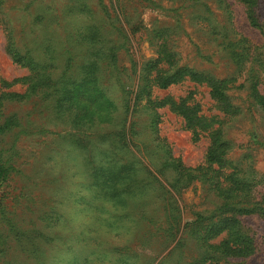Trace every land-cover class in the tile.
Here are the masks:
<instances>
[{
	"label": "trees",
	"instance_id": "16d2710c",
	"mask_svg": "<svg viewBox=\"0 0 264 264\" xmlns=\"http://www.w3.org/2000/svg\"><path fill=\"white\" fill-rule=\"evenodd\" d=\"M33 1L29 0L28 4ZM241 1L249 24L264 35V26L255 13L256 1ZM5 2L0 0V9ZM179 3L175 10L192 9L191 21L198 26L197 31L205 36L208 44L226 50L238 71L249 62L245 78L238 86H235L237 77L220 79L181 62L177 47L187 31L181 14L173 23H162L146 33L147 42L155 53L147 59L134 57L138 49L134 48L132 37L142 27L138 23L129 24L125 16L121 19L122 9L117 3H111L108 10L102 0H95L93 7L89 0H71L63 8L62 16L56 13L57 6L47 4L44 11L34 15V23L40 25L42 32L51 28L49 36H43L47 44L39 48L32 47L39 41L37 37H30L28 33L26 37L17 38L9 26H5L6 52L14 62L27 67L29 75L6 84L9 87L16 82L24 83L22 93H0V183L13 178L15 162L23 156L19 148L22 136L48 134L69 142L84 163L85 174L93 179V186H97L99 196L94 200L100 212L97 222H107V225L94 230L103 231L108 239L116 230L125 242L122 245L107 243L100 249L82 244L86 247L83 264L90 262V256L99 259L105 254L114 256V253L118 255L119 264H231L235 259L252 256L256 250L255 241L240 218L256 215L264 219V200L252 195L253 183L245 177L244 167L228 158L230 144L225 138L223 121L203 116L198 105L188 104L186 98L159 99L154 92L184 81L205 85L217 109L232 119L239 111L230 93L235 87L244 88L254 107L264 111V95L259 91L261 69L259 72L254 66L255 56L249 61L247 40L232 27L218 25L205 0H179ZM70 15L75 19L65 20ZM193 47L197 55L209 58L199 45ZM262 48L264 52V46ZM122 56L127 59V66L121 64ZM77 93L79 98L75 97ZM29 102L40 118L30 111L7 112L8 105ZM164 107L182 119L192 141L208 136L203 164L185 167L176 163L180 162L179 158L167 154L166 144L160 151L155 139L153 147L159 149L150 148L147 155L159 151L166 156L145 158V161L161 163L145 164L135 155L132 162H138L139 168L131 169L126 178H115L110 163L118 162L120 153L111 144V137L127 152L135 146L148 147L150 141L145 143L139 136L147 132L148 139L150 133L154 134L160 120L158 110ZM95 109L105 112L106 116L96 114ZM139 110L148 115L140 125ZM113 113L115 118H112ZM98 121L110 126L88 131ZM155 182L159 184V194L155 195V202H149V188ZM196 184L206 193L204 200L212 196V207L204 203L197 208L182 205L181 193ZM31 185L34 182L28 176L19 193V198L24 200L19 213L14 206L10 209L8 204L0 203V264H54L45 260V256H36L54 239L36 222L44 217L56 218L59 213L53 207L46 208L48 200L31 196L27 191L22 194ZM17 197L12 201L18 200ZM105 204L121 209L120 215L116 212L102 215L107 211ZM66 216L64 220L68 222L70 219ZM106 218L113 220L108 222ZM135 235L150 242L157 239L160 247L151 248L149 242H144L133 249L126 242ZM83 237L84 233L79 239ZM85 238L95 243L93 237ZM61 239L67 248L78 245L74 234ZM142 248L150 249L151 262L147 261L146 253L138 252ZM127 257L130 260L124 261Z\"/></svg>",
	"mask_w": 264,
	"mask_h": 264
},
{
	"label": "rangeland",
	"instance_id": "374dc122",
	"mask_svg": "<svg viewBox=\"0 0 264 264\" xmlns=\"http://www.w3.org/2000/svg\"><path fill=\"white\" fill-rule=\"evenodd\" d=\"M91 6L95 5V0H89ZM255 13L260 24L264 26V0H255ZM29 0H6L4 5L0 9V93L3 91L19 92L22 93L25 90V84L22 82H16L11 86L7 87L6 84L12 82L15 79L25 78L29 75V70L27 67L21 66L20 64L14 62L8 53L6 52V34L5 26H9L13 34L17 38L26 37V34H31L30 37H37L38 41L32 47H40L44 43L43 36H49V31L51 28H47L44 32L40 30V25L34 23V15L39 14V11H44L47 4H52L57 6L56 13L59 16L63 14V8L67 6L71 0H34L32 3L28 4ZM103 4L106 5L108 10H110L111 3H117L122 9V14L120 18L126 17V22L138 23L142 27L138 32L132 37L133 46L138 49L135 51L134 57L140 59L143 57L145 59L153 57L155 55L153 48L148 44L146 33L151 32L152 29L158 27L162 23H173L181 14V20L185 26L186 35L182 38L179 43L177 50L180 53L181 62L195 68L199 71H208L215 77L220 79H226L230 77H237L238 83H241L243 78H245V72L250 67L249 62L245 63L244 66L238 71L237 66L232 62V57L223 48H218L210 43L208 44L205 36L197 31L196 24L191 21L193 15L190 14L192 9H181L175 10L176 6L179 5V0H102ZM209 5L212 12V18L218 25H226L227 27H232V30L236 34H240L247 41V46L249 50V61L252 57L255 63L254 66L262 73L260 78L259 91L264 95V66H262V61L264 59V35L262 32L252 27L247 19L245 6L241 0H205ZM226 2V4H224ZM228 6V9L226 7ZM75 19V16H66L65 20ZM232 23V24H229ZM130 26V25H128ZM30 31H32L30 33ZM60 31L56 32L59 35ZM186 36V38H185ZM238 36V35H237ZM188 38L191 40L189 42ZM26 40V38H25ZM188 40V41H187ZM199 45L204 54H208L209 58H203L193 52V46ZM38 47V48H39ZM39 51V50H38ZM37 51V52H38ZM41 51V50H40ZM36 52V53H37ZM251 63V62H250ZM121 64L127 66L128 62L125 56L121 57ZM252 64V63H251ZM155 96L159 99L165 97H171L173 100H178L180 98H186L188 104H197L199 108V113L203 116L210 118H216L217 120L223 121V129L225 132V138L230 144V150L228 152V158L236 163L241 164L244 167L245 177L253 183L252 195L257 200H264V111H261L254 107L249 99L247 92L244 88H232L230 93L234 96V103L239 107V111L235 117L229 119V116H223L224 114L220 112L214 100H212L208 93V88L205 85L195 84L189 81H184L180 84L173 85L165 90H156ZM76 98L80 97V94L75 95ZM37 108V107H36ZM91 110L93 107H90ZM31 102L17 106L8 105V111H19L34 113L37 117H41L39 113L34 109ZM96 114L106 116V113L95 109ZM160 113V120L157 125V130L150 133V137L147 139V132L140 134V140L144 142L150 141L148 147L135 146L133 149H129V152L125 149H121V144L116 138L111 137V144H114L115 151L120 153L119 158L123 154V158H118V162H111L112 171L115 172L113 175L115 178H123L129 174V171L134 168H139L138 162H132L135 160V155L146 160L145 158L159 157L160 155L166 156L160 153L158 150L155 155H147V150L153 147V140L159 143L160 151L163 146H167L168 153L173 158H179L181 165L185 167H197L203 164L204 153L209 144L208 136H203L198 141H192L190 132L184 127L182 119L173 113L168 107H164L158 110ZM139 117V125L143 124L145 120L148 119V115L144 110H139L137 112ZM60 128V127H59ZM59 130V129H58ZM20 154L23 155L18 162H15L16 169L13 172V178L8 182L0 183V203L8 204V208H14L19 213L24 206V200L19 198V193L21 192V186L25 183V179L29 176L34 185H31L29 190H23L24 192H29L31 196H36L37 198H44L43 200H48L46 208L49 206L59 213L56 218H42L36 223L38 227L46 234L52 236L54 239L47 240L48 243L44 245L45 251L39 252V257L45 256V260H51L54 264H83V256L86 254L84 247V241L87 240L85 237L79 239L83 232L77 233L75 231H65L69 229L71 225L70 215L66 209L71 208L73 211H91L96 213L94 216L93 223L95 227L107 225V222L99 224L97 220L98 214L100 212L96 208V200L98 195L97 186H93V179L85 174V169L83 167L84 163L80 162V166L83 171L84 180L77 181L75 184H70L69 176L65 172V166L61 165L59 170H54L52 161L54 160L57 153L61 154V159L64 158V145H69V142L59 140L52 135H39L31 134L22 136L20 138ZM113 139L117 143L113 142ZM98 163V162H97ZM145 164H154L161 162H144ZM163 163V162H162ZM174 163V162H173ZM73 173L72 175H76ZM12 177V176H11ZM126 178V177H125ZM27 183L30 184L28 181ZM153 186L149 188V202L156 201V194H159V184L155 182ZM78 189H84L89 193L84 195ZM204 193L200 189V185L188 186L180 195V200L182 205L189 206L192 208H197L200 204L204 203V206L210 208L212 207L213 198L209 195L207 200H204ZM18 200L13 202L12 200L16 197ZM159 197V196H158ZM53 202V203H52ZM2 205V204H1ZM41 208V209H46ZM121 211L115 214L120 215ZM115 214H112L113 216ZM69 221L65 222L64 218ZM112 216V217H113ZM108 222L112 221L113 218H106ZM50 221L52 222L50 224ZM242 226L250 233L255 241L256 250L254 254L250 257L244 259H235L231 264H264V219L256 215L241 216L240 218ZM114 236L109 237L112 241L110 244L122 245L125 242L122 241L117 234L116 230H113ZM75 235L78 245L72 248H67L63 244L62 237ZM79 239V240H78ZM219 239V238H218ZM217 239V240H218ZM95 241V238H94ZM116 241H121V243H116ZM157 239L146 241L145 237H135L126 244L133 249H138L141 243L149 242L151 248L157 246L160 247V242ZM82 246V247H81ZM86 246V245H85ZM143 249V251H142ZM139 249L138 252L146 253L145 257L148 262L153 259L149 255V248ZM194 253V252H192ZM190 253V254H192ZM149 255V256H148ZM110 257L109 264H119V258L116 253L114 256L108 254ZM130 260L127 257L124 261ZM90 264V262H87Z\"/></svg>",
	"mask_w": 264,
	"mask_h": 264
},
{
	"label": "clouds",
	"instance_id": "9594fccd",
	"mask_svg": "<svg viewBox=\"0 0 264 264\" xmlns=\"http://www.w3.org/2000/svg\"><path fill=\"white\" fill-rule=\"evenodd\" d=\"M115 113L112 114V118H115ZM110 126L109 124H102L97 122V124L92 125L88 131L94 130L96 127L99 128H105ZM64 158L61 159V154L57 153L54 160L52 161V164L54 166V170H59L61 165L65 166V172L69 176V182L70 184H75L77 181H83L84 175L82 168L80 166V157L76 149L69 145H64ZM73 173H77L76 175H72ZM81 191L84 195H88L87 191L84 189H78ZM105 208L107 211L103 213L102 215H108L110 212H118L121 211L119 208L113 207L111 204H105ZM68 214L70 215L71 219V225L69 229H65V231H75L77 233L83 232L85 237H93L95 238V243H93L91 240H85L84 243L87 247L91 248H102L105 244L111 243L112 241L107 238L105 233L103 231L97 232L95 231V224L94 216L96 213H93L91 211H73L71 208L66 209ZM130 235V233H129ZM127 239V237H125ZM116 243H121V241H116ZM110 257L105 254L101 256L99 259H96L94 257H89L90 264H109Z\"/></svg>",
	"mask_w": 264,
	"mask_h": 264
}]
</instances>
